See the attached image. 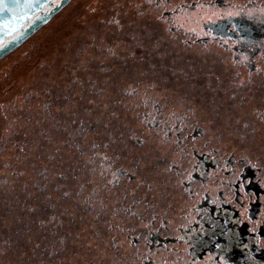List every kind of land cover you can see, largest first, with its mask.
Here are the masks:
<instances>
[{
	"label": "flooded vegetation",
	"instance_id": "1",
	"mask_svg": "<svg viewBox=\"0 0 264 264\" xmlns=\"http://www.w3.org/2000/svg\"><path fill=\"white\" fill-rule=\"evenodd\" d=\"M0 264H264V0H71L1 59Z\"/></svg>",
	"mask_w": 264,
	"mask_h": 264
},
{
	"label": "water",
	"instance_id": "2",
	"mask_svg": "<svg viewBox=\"0 0 264 264\" xmlns=\"http://www.w3.org/2000/svg\"><path fill=\"white\" fill-rule=\"evenodd\" d=\"M0 0V60L46 25L71 0Z\"/></svg>",
	"mask_w": 264,
	"mask_h": 264
},
{
	"label": "rangeland",
	"instance_id": "3",
	"mask_svg": "<svg viewBox=\"0 0 264 264\" xmlns=\"http://www.w3.org/2000/svg\"><path fill=\"white\" fill-rule=\"evenodd\" d=\"M76 9H78V8H74L73 9V11H75ZM61 27H59V29H60ZM20 54V53H19ZM15 56H17V55H15ZM18 57V56H17ZM29 57L31 58V56L29 55ZM30 58H29V60H30ZM29 60H28V62H29ZM25 63H27V62H25ZM23 66V65H22ZM26 66H27V64H26ZM20 72V63L18 64V66L17 67H15L14 68V72L13 73H11V74H17V73H19ZM7 83H10V82H7ZM6 84V83H5Z\"/></svg>",
	"mask_w": 264,
	"mask_h": 264
}]
</instances>
